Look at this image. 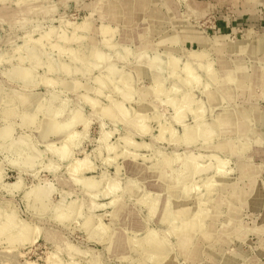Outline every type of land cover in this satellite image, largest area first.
I'll use <instances>...</instances> for the list:
<instances>
[{
	"label": "rangeland",
	"instance_id": "374dc122",
	"mask_svg": "<svg viewBox=\"0 0 264 264\" xmlns=\"http://www.w3.org/2000/svg\"><path fill=\"white\" fill-rule=\"evenodd\" d=\"M247 1L0 0V264H264Z\"/></svg>",
	"mask_w": 264,
	"mask_h": 264
},
{
	"label": "crops",
	"instance_id": "0c3cea01",
	"mask_svg": "<svg viewBox=\"0 0 264 264\" xmlns=\"http://www.w3.org/2000/svg\"><path fill=\"white\" fill-rule=\"evenodd\" d=\"M248 3H256L260 6H262L261 9V16H260V24L259 28H257L258 33L254 34L253 30L247 29V35L245 37V40H241L240 44L243 48H241V52L246 51V54L249 53V55H256L255 58H261L264 60V0H248ZM252 8V9H251ZM250 12H252L251 20H253V15L255 14V11L253 7L251 6ZM259 24V25H260ZM258 25V24H257ZM242 65V64H241ZM244 65H242L243 67ZM246 67V66H245ZM260 72V69H259ZM261 73V72H260ZM263 76V73H261ZM246 75V74H245ZM247 76H249L247 74ZM264 81V78H263Z\"/></svg>",
	"mask_w": 264,
	"mask_h": 264
},
{
	"label": "bare ground",
	"instance_id": "6f19581e",
	"mask_svg": "<svg viewBox=\"0 0 264 264\" xmlns=\"http://www.w3.org/2000/svg\"><path fill=\"white\" fill-rule=\"evenodd\" d=\"M174 60H175V62H174ZM174 60H173V62L176 63V59H174ZM173 62H171L170 64L172 65ZM242 65H243V64H242ZM205 67H206V66H205ZM209 67H210V66H209ZM243 67H244V66H243ZM188 72H189L190 76H192V78L196 77V74H195V76H194L195 71H193L192 69H191V70L189 69ZM25 73H26V72H25ZM240 74H242V73H240ZM121 77H122V76H121ZM124 77H125V76H124ZM239 78H240V77H239ZM122 79H123V77H122ZM190 79H191V78H190ZM124 80H125V78H124ZM246 81H247V80H246ZM127 93H128V92H127ZM173 102H174V100H173ZM173 102H172V103H173ZM201 102H202V101H201ZM201 104H203V103H201ZM173 105H174V104H173ZM197 105H198V104H197ZM203 105H204V104H203ZM178 106H179V105H178ZM198 106H199V105H198ZM183 107H184V106H183ZM200 107H201V106H199L198 108H200ZM196 108H197V107H196ZM203 109H204V108H203ZM58 110L60 111V109H58ZM58 110L56 111V112H57V115H59V113H60V112L58 113ZM200 110H202V108H200V109H198V110L196 109V111H197L196 113H198V116H199V113H200V112H198V111H200ZM204 110H206V109H204ZM178 111H179V110H178ZM184 112H185V111H184ZM202 113H203V112H202ZM202 113H201V114H202ZM230 117H231V115H228V116H227V118H230ZM58 124H59V123H58ZM49 128H50V129H53V130H55V131H57L58 128H59V130H60V127H58V125H57L56 123H54V122H53L52 124L49 125ZM162 129L164 130V128H162ZM162 129H161V131H162ZM194 132H195V131H194ZM196 132H197V131H196ZM72 134H74V132H72ZM208 134H209V133H208ZM69 135H70V134H69ZM191 135H193V134H191ZM67 137H69V136H67ZM70 140H72V139H70ZM71 142H72V141H71ZM73 142H74V140H73ZM73 142H72V143H73ZM72 143H71V144H72ZM74 166H75V167H74ZM84 166H87L86 163H85V165H84V163H76V164L73 165L74 169L76 168V169H78V170H80V169L83 170V169L85 168ZM93 184H94V183H93ZM90 185H91V184H90Z\"/></svg>",
	"mask_w": 264,
	"mask_h": 264
}]
</instances>
